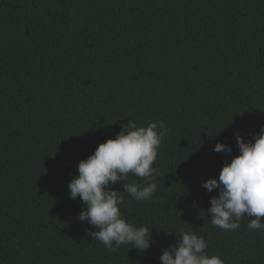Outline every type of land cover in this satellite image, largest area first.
I'll use <instances>...</instances> for the list:
<instances>
[{"label":"trees","instance_id":"obj_1","mask_svg":"<svg viewBox=\"0 0 264 264\" xmlns=\"http://www.w3.org/2000/svg\"><path fill=\"white\" fill-rule=\"evenodd\" d=\"M130 119L166 128L154 196L121 192L123 217L151 228L144 252L86 235L68 188ZM262 126L264 0H0V264H161L181 229L225 264H264L255 217L212 225L203 187Z\"/></svg>","mask_w":264,"mask_h":264},{"label":"clouds","instance_id":"obj_2","mask_svg":"<svg viewBox=\"0 0 264 264\" xmlns=\"http://www.w3.org/2000/svg\"><path fill=\"white\" fill-rule=\"evenodd\" d=\"M165 135L162 121L138 127L135 120H128L114 139L99 144L92 155L79 162L78 175L68 184L70 198L79 197L85 205L79 219L91 226L86 229V235L101 242L109 251L131 244L144 252L151 246V228L137 227L123 217L121 192L136 201L154 196L158 189V171L153 164ZM237 145L239 154L224 163L218 179L210 178L203 183L209 192L218 189V195L210 198V222L225 231H235L247 214V217H255L247 219L248 229L264 231L261 221L264 217V126L254 142H245L238 133ZM214 151L230 152L231 149L217 143ZM130 173L144 178L146 183H129ZM121 181H126L123 191L112 188ZM207 249L208 243L202 236L181 229L179 242L164 248L160 261L161 264H225L219 256H209Z\"/></svg>","mask_w":264,"mask_h":264}]
</instances>
